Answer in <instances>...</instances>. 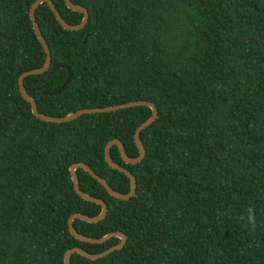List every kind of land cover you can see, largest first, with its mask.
I'll return each instance as SVG.
<instances>
[{
  "label": "trees",
  "instance_id": "obj_1",
  "mask_svg": "<svg viewBox=\"0 0 264 264\" xmlns=\"http://www.w3.org/2000/svg\"><path fill=\"white\" fill-rule=\"evenodd\" d=\"M35 0H0V264H63L77 247L101 253L119 243L75 239L71 215L101 207L81 199L69 167L86 164L114 191L127 176L110 168L105 145L121 142L138 156L133 135L151 116L144 106L84 114L65 123L32 115L18 78L40 68L45 52L29 9ZM61 18L83 15L50 0ZM88 21L65 30L46 3L35 20L50 52V69L24 79L40 114L63 117L86 108L151 102L157 118L140 132L145 156L113 162L135 178V194L118 200L87 172L79 189L101 199L106 217L78 219L82 236H126L120 250L70 264H264V0H70ZM71 79L63 91L57 90ZM255 208V230L242 221Z\"/></svg>",
  "mask_w": 264,
  "mask_h": 264
},
{
  "label": "water",
  "instance_id": "obj_2",
  "mask_svg": "<svg viewBox=\"0 0 264 264\" xmlns=\"http://www.w3.org/2000/svg\"><path fill=\"white\" fill-rule=\"evenodd\" d=\"M64 2H65V5L68 9H70L74 12L81 13L83 15L82 20L79 24L70 25V24L66 23L61 18L60 14L57 12L53 3L50 0H35L31 4L30 9H29V17H30V20L32 23V29H33L35 36L38 39L39 43L41 44V46L45 52V55H46L45 62L40 68L26 71V72L22 73L18 78V86H19L20 95L26 102H28L30 104L32 115L35 118L40 119V120L45 121V122L65 123V122L72 121V120H74V119H76V118H78L84 114L110 113V112H114L117 110L133 108V107H138V106H144V107H147L151 110V116L136 128L134 135H133L134 143H135V146L138 150V156L137 157H135V158L128 157L124 151V148H123L121 142L117 139L109 141L105 145V148H104V159H105L107 165L110 168L118 170L119 172L123 173L129 179L130 188L126 194H121V193L114 191L111 187H109V185L105 182V180H103L101 177H99L97 174H95L86 164H84L82 162L72 164L69 167V173L71 176V181L73 183V188H74L76 194L81 199L88 201V202L95 203L101 207L100 213L96 216H93V217L85 216V215L80 214V213H75V214L71 215L67 221L69 233L75 239L82 241V242L90 243V244H102V243L106 242L107 240H109L113 237L119 238V240H120L119 243L116 244L115 246H113V247H111V248H109V249H107L101 253H98V254H89V253L85 252L84 250L77 248V247L71 248L64 254V257H63V264H70V257L74 253H77V254H79V255H81V256H83V257H85L91 261H94V260H97L99 258L105 257L114 251L122 249L126 243V236L122 233H119V232L108 233V234H106L100 238H91V237L80 235L74 229L73 221L75 219H78V220H81V221H84V222H87L90 224H94V223H97V222L103 220L107 214V206L103 200L92 197L88 194H85L79 189V181H78V178L76 176V170L82 169L85 172H87L91 177H93L95 180H97L104 187V189L108 192V194L110 196H112L113 198L118 199V200H128L129 198H131L135 194V190H136L135 178L128 170H126L125 168H123L119 164L113 162V160L110 157V148L112 146H117L120 157L123 160V162L126 164H137V163L141 162L145 156V150H144L143 145L141 144L139 135H140V132L142 130L147 128L151 123H153L156 120L157 110L151 102L133 101V102L118 104V105H113V106L81 109V110H78L76 112L67 114L63 117L46 116V115L40 114L38 112L37 105H36L35 101L27 94V92L24 88V79L28 76L41 75V74H44L46 72H47L46 78H48L49 75L55 69H57L59 67H64V65H56L50 69V52H49L48 46H47L43 36L41 35V32H40L38 25L36 23V20H35L34 14H35L36 9L39 7V5L46 3L48 5V7L50 8V10L52 11V13L54 14V17H55L56 21L59 23V25L68 31L81 30L82 28H84V26L86 25V23L88 21V12L85 8L72 4L70 2V0H64ZM67 71H68V75H67L66 80L63 82V84L57 90L45 91V92H43V94L44 95H56V94L60 93L61 91H63L71 79L70 69L67 68Z\"/></svg>",
  "mask_w": 264,
  "mask_h": 264
},
{
  "label": "clouds",
  "instance_id": "obj_3",
  "mask_svg": "<svg viewBox=\"0 0 264 264\" xmlns=\"http://www.w3.org/2000/svg\"><path fill=\"white\" fill-rule=\"evenodd\" d=\"M240 219L246 221V224L250 226L252 230H255L256 216L254 207L249 206L246 210V215H242Z\"/></svg>",
  "mask_w": 264,
  "mask_h": 264
}]
</instances>
